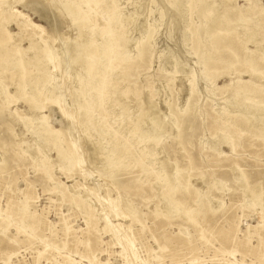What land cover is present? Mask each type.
Masks as SVG:
<instances>
[{"label":"rangeland","instance_id":"1","mask_svg":"<svg viewBox=\"0 0 264 264\" xmlns=\"http://www.w3.org/2000/svg\"><path fill=\"white\" fill-rule=\"evenodd\" d=\"M69 1L7 0L0 5V11L8 12L0 21V41L6 39V28L20 48L29 46L26 37L33 32H22L12 20V9L18 10L45 30L54 50H64L63 70L75 77L84 72L79 65L67 69L81 49L77 44L85 43L92 29L99 44V30L107 18H116L114 36L127 35L123 49L131 61L113 64V85L104 96L109 101L102 108L93 104L91 117L80 111L68 120L53 106L40 112L21 101L0 109V264H264V144L248 135L237 140L235 151L223 144L218 116L223 108L234 106L231 114L237 110L232 100L236 79L220 75L207 80L198 61L209 52L208 32L221 29L217 24L208 29L209 20L224 14L247 18L248 23L239 18L233 23L234 33L242 36L244 27H256L264 0H203L192 8L189 0H114L99 4L98 10L93 4L82 6L87 17L79 32L63 13ZM151 32L140 60L139 44ZM9 74L0 78V89L5 85L4 94L11 95ZM41 115L47 116L52 131L66 134L61 140L67 153L77 151L90 177L84 178L77 167L59 168L56 151L45 149L35 134V119ZM138 117L139 132L147 134L139 146L148 147L156 138L153 157L144 160L153 162V172L142 174L138 165L114 171L107 158L122 147V125L130 128ZM182 118L186 124L178 129L175 123ZM158 122L163 131L153 130ZM129 145L130 159L138 156L135 139ZM155 171L167 183L188 180L190 191L180 190L173 199L189 211L198 203L206 208L191 221L186 214L175 218L164 206L167 189ZM99 175L109 179L97 182ZM108 200L115 201L114 209H107ZM126 234L133 242L130 247Z\"/></svg>","mask_w":264,"mask_h":264},{"label":"bare ground","instance_id":"2","mask_svg":"<svg viewBox=\"0 0 264 264\" xmlns=\"http://www.w3.org/2000/svg\"><path fill=\"white\" fill-rule=\"evenodd\" d=\"M6 1L7 0H0V5L3 6ZM109 1L114 2V0H103L101 3L99 0H70L63 6L65 12L63 8L62 11L64 14L67 12L66 14H68L71 21L74 22L73 26L75 25L79 32V30L85 26L87 17V14L82 10V6L88 9V7L93 4L95 10H98L102 7L99 4L104 5ZM202 1L203 0H189L188 4L192 8L195 3ZM10 4L13 5V3ZM173 4L172 5L177 11H181L177 3L174 2ZM7 5L9 6V3H7ZM86 12L88 13L89 11ZM6 13L8 12L0 11V21L7 15ZM11 14L13 16L12 20L16 21L22 32L32 31L33 33L27 34L26 38L29 46L23 49L13 41V35L5 28L4 33L6 39L0 41V78L4 79L2 75L10 73L9 82L12 87H14V92L11 95L9 93L4 94L7 87L5 85L1 86L0 109H8L11 103L21 101L28 105L31 110H40V112L53 106L63 117L68 120H73L78 114L80 115V111L83 112L84 116H93V114H91V110L95 108L93 104H96L99 108L107 104L109 98L104 96L113 85L110 80L112 71L116 68L113 64L127 65L131 61L123 49L126 39L124 36L126 34L122 35V37L114 36V23L116 22V18H107L105 26L99 30L101 37V42L99 44L94 40V29L91 30L90 38H88L85 43L77 44L81 48H79L80 52H76L77 56L74 59L72 58L70 60L69 58L70 61L67 69L71 72L73 66L79 65L83 67L82 69L84 72L81 75L77 74L75 77H72L70 73L64 72L61 64V57L65 53H63L64 50L60 52L54 50L52 43L49 41L48 37L44 35L45 30L40 25L34 24L28 17L25 18V15H22L18 10L12 9ZM239 17L240 15L237 14H224L222 16L218 15V17L207 22L208 29H212V26L217 25H220L219 28L221 29L219 31L212 29L215 31L208 32L209 52L201 56L198 60L199 63H202L204 66L202 75L205 79H214L220 75H228L230 77L234 75L236 79V85L232 87L234 89L232 100L237 110L232 114L229 113L228 111L231 108L233 109L234 106L229 107L230 103L227 102L228 105H226V107L230 109H221L218 117L222 119V124H219L221 128L217 130V132L221 134L223 144L228 145L232 151L236 150L237 140L243 135H248L255 141H260L264 144V48L262 46L264 43V9H261L258 13L256 27H244V32L241 33V35L243 34L242 36L234 33L236 29L233 23L236 21L235 19ZM17 18L24 19H22V22H19L20 20L17 21ZM160 18H162V16H160ZM238 20L243 23L250 22L247 18H239ZM255 28H258V32ZM199 31L200 29L192 30L194 47L198 44L196 39L198 38ZM151 35L152 32L139 44L138 57L140 60H143V45L150 41ZM259 36L261 38L257 39ZM77 45L76 47L78 49ZM249 45H254L255 49L250 50V48H248ZM242 76L249 77V80L241 81ZM75 80H77L76 83L74 82ZM232 84H234V82ZM229 87L228 85L226 86V88ZM28 92H30V94H28ZM191 93H194L193 84L191 85ZM69 98L70 100H68ZM67 101H69V103H67ZM70 107L73 109L71 110ZM121 112H123V110ZM140 119L141 117H138L137 123L132 124L130 128L122 125L124 131H126L125 136L121 139L122 147L121 149H112L110 156L107 158L108 165L114 168V171L123 167L138 165L142 174L153 172V170L149 168L150 165H153V162L146 164L144 160H151L153 157L155 150L154 140H156V138L153 137V140L151 139L152 141L149 142L150 147L149 145L148 147L139 146L147 137L146 132H139L138 130ZM46 120L47 116L45 115H41L35 119V134L38 136V139L44 142L45 149L49 150L53 148L56 151L59 168L70 171L72 167H77L79 173L84 178L90 177V174L83 169V162L79 159L77 151H74L72 155L67 153L68 147L65 142L61 140V136L66 134L52 131L46 124ZM116 123L118 122L116 121ZM184 124H186V118L177 119L175 126L180 129ZM119 127H121V124ZM154 129L162 130V123H155L153 125V130ZM132 139H135L138 145L139 154L130 159L128 151L129 147H131L129 142ZM72 146L75 150L76 143H73ZM101 151L104 152L103 150ZM112 157H115V159H112ZM41 158L42 161L45 160L44 154ZM39 162L40 161H37L36 165L39 166ZM68 166L70 168H68ZM161 167L159 166V168ZM45 173L48 175L49 171L47 170ZM154 174H156L155 177L159 176L165 183L167 192L164 193V206L170 214L175 213V218H179L181 215L186 214L191 221L194 220L195 216L199 214L202 208H206L207 204L198 203V207L195 211H189L186 204L182 201L177 202V200L173 199L175 194L180 192V190L187 193L190 191L188 180H183L181 183L177 179L178 181L175 183H167L164 177L160 176L159 172L155 171ZM243 178H245V176H243ZM107 179H109V177L103 178L99 175L97 182ZM114 205L115 201L113 200H108L106 202V207L109 210L114 209ZM24 215L25 209L22 208L20 216ZM115 215L121 218L125 217L116 211ZM105 221L106 226L110 228L113 236L117 238V232L114 229L115 226L109 224L107 217ZM124 241L128 247L133 244L127 234L124 236Z\"/></svg>","mask_w":264,"mask_h":264}]
</instances>
